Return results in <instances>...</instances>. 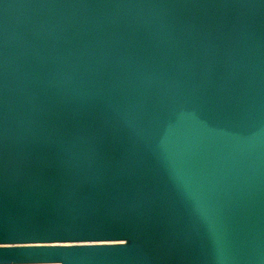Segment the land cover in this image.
<instances>
[{
	"label": "water",
	"instance_id": "95a60500",
	"mask_svg": "<svg viewBox=\"0 0 264 264\" xmlns=\"http://www.w3.org/2000/svg\"><path fill=\"white\" fill-rule=\"evenodd\" d=\"M0 264H264V0H0Z\"/></svg>",
	"mask_w": 264,
	"mask_h": 264
}]
</instances>
